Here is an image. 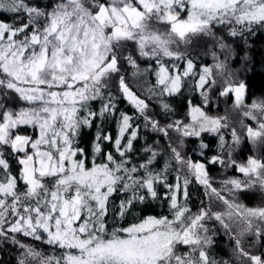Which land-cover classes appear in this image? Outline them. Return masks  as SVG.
<instances>
[{"label": "snow or ice", "instance_id": "snow-or-ice-1", "mask_svg": "<svg viewBox=\"0 0 264 264\" xmlns=\"http://www.w3.org/2000/svg\"><path fill=\"white\" fill-rule=\"evenodd\" d=\"M258 32L264 0H0V264H264Z\"/></svg>", "mask_w": 264, "mask_h": 264}, {"label": "trees", "instance_id": "trees-1", "mask_svg": "<svg viewBox=\"0 0 264 264\" xmlns=\"http://www.w3.org/2000/svg\"><path fill=\"white\" fill-rule=\"evenodd\" d=\"M3 15L5 18L7 17V14ZM235 55L236 67L233 70L238 73L243 70L244 80L249 84L251 99L264 98V33L258 32L248 41H242L240 47L236 49ZM245 65L247 66L245 67ZM91 135L92 133L86 130V139L90 138ZM200 190V186L190 185V195L193 201L206 200L205 195ZM241 198L245 199L248 205L254 206V198L249 194L245 193ZM153 206L155 211L160 210L155 204ZM214 240L216 241L215 254L217 259L234 261V257L224 248V237H220V240H217V238ZM8 247L12 248L11 245H8ZM6 258L11 260L12 264H15L17 253L10 250L7 252Z\"/></svg>", "mask_w": 264, "mask_h": 264}, {"label": "rangeland", "instance_id": "rangeland-1", "mask_svg": "<svg viewBox=\"0 0 264 264\" xmlns=\"http://www.w3.org/2000/svg\"><path fill=\"white\" fill-rule=\"evenodd\" d=\"M236 52V51H235ZM235 52L232 54V58L228 61V67H229V70L230 71H235L233 70L235 66ZM201 58L203 59V61L205 63H208V64H212L213 63V58L209 52V54L207 55H204V49L201 48L200 49V52L198 53ZM195 55V54H194ZM221 59H223V57H221ZM243 71V70H242ZM242 71L241 73H238V76L241 78V79H244L245 77L243 76L242 74ZM250 102V101H249ZM244 151L246 152L247 156L248 155H252V154H257V152L259 151H264V149H260L258 148L257 146H254L251 144V142H245V144L242 146V149L240 150L239 154H238V158L240 159V156H241V152ZM218 167V169L214 170L213 172H211L214 180L216 181L217 183V186H219V181L221 179H224L225 178V175L227 176H231L234 174V172L230 169L227 171V173L224 172V170L221 168V166L219 165H216ZM200 191L203 192V188L202 186H200ZM247 194H249L250 196H252L254 198V206H256L257 204H259L261 202V200H264V192H261L259 189H252V190H249L248 192H246ZM206 198V196H205ZM207 199V198H206ZM242 202L247 204L248 203L246 202L245 199L241 198ZM250 206V205H249ZM220 237H224V248L225 250L234 257L235 259V255L233 253V247H234V237L231 236L229 233H226L225 230L223 228H219L218 229V232H217V235L214 237V239L217 238V240H220ZM251 239V237H246L245 238V243H247V241Z\"/></svg>", "mask_w": 264, "mask_h": 264}, {"label": "flooded vegetation", "instance_id": "flooded-vegetation-1", "mask_svg": "<svg viewBox=\"0 0 264 264\" xmlns=\"http://www.w3.org/2000/svg\"><path fill=\"white\" fill-rule=\"evenodd\" d=\"M246 157H247L246 152L242 151V152H241L240 159H244V158H246ZM216 169H218L217 166H212V167L210 168V172H213V170H216Z\"/></svg>", "mask_w": 264, "mask_h": 264}]
</instances>
